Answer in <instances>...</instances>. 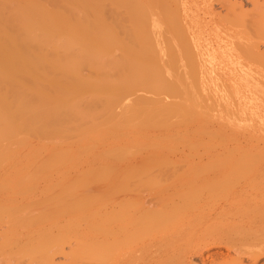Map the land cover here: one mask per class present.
Masks as SVG:
<instances>
[{
    "label": "bare ground",
    "instance_id": "6f19581e",
    "mask_svg": "<svg viewBox=\"0 0 264 264\" xmlns=\"http://www.w3.org/2000/svg\"><path fill=\"white\" fill-rule=\"evenodd\" d=\"M213 1L0 0V258L7 260L3 262L25 257L28 264H57L53 256L66 253L63 228L71 230L67 227L73 219L75 236L85 223L88 234L101 233L103 239L93 242L89 235L90 241H82L81 235L80 244L71 252L69 248L68 258L64 254L60 264H80L85 258L109 261L120 238L138 236L141 264H193L188 257L213 246L227 247L234 254L215 257L210 264H243V257L255 261L264 255V201L250 198L255 182L253 186L239 182L240 174L246 176L241 171L250 172L258 157L242 146L232 149L225 144L224 151L222 147L220 164L231 171H220L223 176L196 181L193 171L188 180L178 183L171 177L177 184L162 188L159 185L167 178L161 180L160 173L157 179V174L149 176L146 183L156 190L144 199V216L139 202L128 195L141 188L151 173L141 175L152 166L151 171L164 172L162 165H176L165 159L176 146L167 142L177 139L186 144L189 134L175 131V139L163 134L172 124L187 126L210 117L254 127L255 135L258 130L264 133V109L256 102L264 96V49H259L264 45V5L253 0L252 10L245 14L236 0H216L226 7L219 15L212 9ZM213 12L219 16L206 20ZM152 129L164 130L163 135L153 130L151 136L165 141L150 138L149 149L171 153L163 157L159 151L158 158L155 151L149 159L132 162V156L141 153V134ZM194 137L196 141L182 145L189 150L196 146V152L188 151L193 157L199 155L198 141L204 139ZM30 139L36 144L32 146ZM98 145L104 148L98 150ZM91 185L99 190L89 192ZM36 186L38 201L10 195ZM15 188L19 192H13ZM32 205L40 210L34 207L32 213ZM162 205L167 207L160 211ZM67 215L73 222H63L59 235H48L50 224L43 228L40 224ZM33 224L40 227L33 230ZM23 225L26 230L21 228L20 233L16 228ZM123 244L121 249L130 245Z\"/></svg>",
    "mask_w": 264,
    "mask_h": 264
},
{
    "label": "rangeland",
    "instance_id": "374dc122",
    "mask_svg": "<svg viewBox=\"0 0 264 264\" xmlns=\"http://www.w3.org/2000/svg\"><path fill=\"white\" fill-rule=\"evenodd\" d=\"M237 1V3L238 4H240L242 7V9H240V6H239V10H241V12H243V13H245V14H248L251 10H252V5H253V3H254V1L253 0H236ZM256 2H258V3H261V5H264V0H257ZM261 5H259V6H261ZM226 7L221 3V2H219V1H216V0H214L213 1V4H212V9H213V11H215L217 14H219V15H224L225 14V12H226V9H225ZM244 9V11H242ZM215 12H213L214 14H210V15H206V17H205V19L206 20H210V22H211V17H213V15H215L216 17H218L219 15H217ZM248 12V13H247ZM211 16V17H210ZM207 17H208V19H207ZM216 17H214V18H216ZM210 22H209V24H210ZM209 26H213V24L211 23V25H209ZM215 40V39H214ZM259 49H261V50H263L264 49V45H259ZM221 73V70H218V71H216V73ZM260 98H262L263 99V101L260 99ZM256 102L258 103V105H260L259 107L261 108V109H264V96L262 97H259L257 100H256ZM220 121H222V123H220ZM225 122V121H224ZM193 123V124H192ZM249 123V122H248ZM250 123H252L251 121H250ZM176 124V123H175ZM175 124H172L170 127H172V128H170V129H168V130H170V131H164V130H161V132H163L164 131V133L163 134H167V136H169L170 138L172 137V139H175L174 137H175V135H177L178 133L180 134V135H187V134H189V135H187L186 137V139H188V141H196V139H195V137H194V134L196 135V138H197V141H198V135H200L201 137L199 138V139H202V138H204V139H202V141L200 142V140L198 141L199 142V145H198V153L197 154H199V155H195V154H193L194 155V157L193 156H188L189 155V153L190 152H188V151H191V153H194V152H196L195 150V148H196V146H195V148L194 149H188L187 147L185 148V146H183L182 147V145H187V143H188V141H186L187 143L185 144L183 141H179V140H177V139H175L174 141L175 142H177V143H175L174 141L172 142L171 141V139H169V141L167 142L168 144H173V145H176V146H173L174 147V149L173 150H171V152L172 151H174L172 154H169V153H171V152H169L167 149L165 150V151H168V153L166 152V154H169L168 156L166 155V154H164L165 152L163 151V150H161L162 152H163V154H162V156L164 155H166L168 158H165V159H169V160H174L173 161V163L174 162H176V165L173 167L172 165H174V164H171V166L169 167V165L166 163V165H167V169L166 168H163L164 166H166V165H162V167H160L161 169H165L164 170V172L167 174V176H166V174L163 172V170L161 171V169L160 168H156V169H158V170H160L161 172H156V170H155V172L154 171H151V170H154V168L153 167H155V166H152L148 171H146L145 173H143L144 175H141V176H145L146 175V173L147 174H150V175H146V177H144L143 178V180H142V182H143V184L141 185V188L140 189H134L133 191H131L130 193L131 194H128L130 197L129 198H132V200H135V201H138L139 202V207H140V209H141V212H142V214H141V216H144L145 215V213L146 212H144L145 210H144V208H143V206L145 207V200L147 201L149 198V196L151 197V195H153L152 194V192L153 191H155L156 189L154 188L153 189V187H150V185H152V184H147L148 182V178H149V176L150 177H153V176H155L156 174V179L158 178V174L160 173V176H159V178L160 177H162V178H160L161 180L162 179H166L167 180V184H165L166 183V180H165V182L164 181H162V183H161V185H159V187L160 188H162V187H164L165 185L166 186H168V184H169V182H171V179L173 178V181H177L178 183H180V182H184V180L186 181V180H188L190 177H191V175L192 174H195V173H193V171L194 172H196V181H200V179L201 180H206V179H210V178H213V177H217L218 175H219V173H220V171H222V170H224V168H223V166L225 167V165H221L220 163H222L221 162V159L223 158V156H222V153H223V151L224 150H226V147H228V145H230V148L232 147V149H234V148H239V149H242L241 148V146L244 148V150H245V148L249 151V152H253V154H254V152L255 153H257V157H258V162H255V163H253L252 164V167H250V165H249V169H250V172L248 173L247 172V168L246 169H244V170H242L241 172L243 173H245L246 174V176H245V178H244V176L242 175V174H240V178L242 179H240V178H237L236 180H238V179H240L239 180V182L242 184V182L244 183V182H246V183H250L251 185H252V183L253 182H255V183H253V185H255V188L253 189V190H249L250 191V195H251V199H255V201H253V202H258V200L260 201V202H262V201H264V184H263V182H264V133H262L261 134V130L259 131L258 130V128H255V130H258L257 131V134H259V135H255V134H252V133H256V131H254L253 130V128L251 129L250 127V129L248 128V126H247V128H246V126L245 125H241V126H232V125H230V124H228V123H223V120L222 119H216V118H210V117H208V118H205L204 120H202V121H199V122H190V125L187 123V126H191L190 128H187V126H186V124H178V125H175ZM194 124H196L195 126H194ZM180 125V126H179ZM182 125V126H181ZM193 125V126H192ZM226 125H227V127H226ZM175 126V127H174ZM199 126V127H198ZM231 126V127H230ZM187 128V130H186V128ZM192 127H193V130H191L192 129ZM252 127V126H251ZM256 127V126H255ZM185 128V129H184ZM202 128V130H203V132L202 131H200V129ZM241 128H242V130H241ZM172 129V130H171ZM233 130V134L232 133H230V130ZM260 129H262V128H260ZM155 131V133H159L158 132V129H152V130H149L150 131V136L152 135L153 136V132ZM156 130H157V132H156ZM178 130V131H177ZM182 130H183V132L185 133V134H182L183 132H182ZM184 130H186V131H184ZM190 130L192 131V132H190ZM207 132V133H205V134H202L201 135V133H204L205 131ZM229 130V131H228ZM238 130H239V132H238ZM240 130H241V132H240ZM246 130V131H245ZM152 131V132H151ZM159 131H160V129H159ZM171 131H174V132H171ZM175 131H176V133H175ZM198 131H200L199 133L200 134H197V132ZM234 131H235V133H234ZM237 131V132H236ZM244 131V132H243ZM248 131V132H247ZM148 132V131H147ZM147 132H145L144 134H141L142 135V137L143 138H145L144 140L145 141H147L146 142V145L148 146V144L150 145V143H151V140H150V138L152 139L153 137L151 136H149L148 137V133ZM160 132V133H161ZM168 132L170 133V134H168ZM214 132V133H213ZM228 132V133H227ZM245 132H247V133H245ZM148 135H147V134ZM154 133V134H155ZM158 134V135H163V134ZM172 133V134H171ZM175 135H174V134ZM192 133V135H190ZM194 133V134H193ZM226 133V134H225ZM238 133H240V134H238ZM241 133H242V135H241ZM244 133V134H243ZM147 136H146V135ZM156 134V135H157ZM237 134V135H236ZM250 134V135H249ZM263 136L261 139H263V140H261L260 138L259 139H257L258 137H261V135ZM145 135V136H144ZM158 135H157V137H155V138H158V139H160L161 138V136H160V138L158 137ZM204 135H206V136H204ZM221 135V136H220ZM226 135V136H225ZM247 136V135H249V136H251V137H253V136H258V137H256V140H255V138L253 139V140H251L250 139V137L248 136L247 137V139L246 138H244L245 136ZM165 136V135H164ZM241 136H243V137H241ZM142 137H141V153H136V155H134V156H132V158L130 157L129 159L132 161V162H135V161H137V163L138 162H142L143 161V157H144V159L145 158H147V159H149V158H151L152 156H151V154L153 153V152H157V150H155L154 151V149L153 148H156V147H153L152 148V150L153 151H151L150 149H149V146L147 147L146 145H145V141L142 139ZM148 137V140H146V138ZM166 137V136H165ZM164 137V138H165ZM206 137V138H205ZM232 137L234 138V139H238V140H236V142L235 143H233L235 140L233 139V141H229V139L231 138L232 139ZM238 137V138H237ZM155 138H153V140H155ZM163 138V137H162ZM160 139V140H162V141H165V139ZM218 140H217V139ZM224 138H227V139H225V142L222 144V145H220V144H217V143H222L223 142V140H224ZM241 138V139H240ZM244 138V139H243ZM250 140H249V139ZM33 139V138H32ZM32 139H30V143H33L32 144V146L34 145V144H36V139H34V142L33 141H31ZM144 141V144H143V141ZM152 140V141H153ZM160 140H158V141H160ZM166 140H168L167 138H166ZM214 140V142H210V141H213ZM220 140H222L221 142H220ZM226 140H228L229 142H231V143H229L228 141H226ZM171 141V142H170ZM258 141V142H257ZM262 141V142H261ZM170 142V143H169ZM178 142H179V144H178ZM208 142V143H207ZM226 142H228V143H226ZM175 143V144H174ZM181 143H184V144H181ZM203 143H205V144H203ZM211 143V144H210ZM171 144V145H172ZM178 144V145H177ZM213 144H214V146H213ZM226 144V147L224 146ZM228 144V145H227ZM196 145V144H195ZM219 145V146H218ZM234 147H233V146ZM235 145H236V147H235ZM237 145H240V146H237ZM29 146H31V144H29ZM189 146V145H188ZM208 146L209 147H212V148H208ZM97 147H99V148H97ZM96 147V149H98V150H101L102 149V147L104 148V145H102L101 147H100V145H98ZM151 147H152V145H151ZM150 147V148H151ZM172 147V148H173ZM200 147V148H199ZM206 147V148H205ZM224 149H223V148ZM177 150H176V149ZM157 149V148H156ZM188 149V150H187ZM223 149V151H221ZM227 149H229V148H227ZM97 150V151H98ZM145 150V151H144ZM159 150V149H158ZM180 150H182V151H180ZM201 150V151H200ZM206 150V151H205ZM22 151V150H21ZM160 151V150H159ZM158 151V152H159ZM160 151V152H161ZM176 151H177V153H176ZM193 151V152H192ZM200 151V152H199ZM220 151V152H219ZM23 152V151H22ZM151 152V153H150ZM155 153V156L157 155V154H159V153ZM184 152H186L185 154H184ZM205 152V153H204ZM24 153V152H23ZM22 153V154H23ZM220 154V156H219V154ZM258 153H260L259 155H258ZM141 154V155H140ZM154 154V153H153ZM213 154H214V156H213ZM146 155L148 156V155H150L151 157H146ZM160 155V157H161V154H159ZM140 156H141V158H140ZM154 156V158H156V157H158L159 158V156L157 155L156 157ZM163 156V157H164ZM189 157V158H188ZM256 157V158H257ZM134 158H136V159H134ZM193 160H192V159ZM200 158V159H199ZM262 158V159H261ZM128 159V160H129ZM196 159H199V160H196ZM209 159V160H208ZM125 161V162H129V161ZM146 160V159H145ZM212 160H214V163L212 162ZM216 160V161H215ZM203 161V162H202ZM207 161L208 162H210V163H207ZM131 162V163H132ZM181 162V163H180ZM184 164H183V163ZM196 162V163H195ZM216 162V163H215ZM124 163V162H123ZM136 163V162H135ZM168 163H170V162H168ZM188 163V164H187ZM120 164H121V162H120ZM187 164V165H186ZM196 164H198V165H196ZM215 164H217V165H215ZM196 167H195V166ZM200 165V166H199ZM214 165H215V167H214ZM219 165V167H217ZM220 165L222 166V167H220ZM256 165V166H255ZM213 167V168H212ZM170 168H172L171 169V171H169V173H171V176L169 177V173H167V170L169 169L170 170ZM186 168V169H185ZM197 168H198V170H197ZM226 168V167H225ZM252 168V169H251ZM174 169H176V170H174ZM188 169H190V170H188ZM201 169V170H200ZM207 169H208V172L209 173H207ZM221 169V170H220ZM196 170V171H195ZM202 170H204V171H206V172H204V171H202ZM174 171H178V173H176V174H174L173 172ZM204 172V173H202L201 174V172ZM212 171L214 172V173H212ZM217 171V172H216ZM225 172H223L224 174L226 173V172H228L229 170L228 169H226V170H224ZM181 172V173H180ZM231 171H229V173H230ZM153 173V174H152ZM163 173L165 174V176L166 177H163L162 175H163ZM184 173H186V174H183ZM190 173V174H189ZM229 173H227V174H229ZM235 172H233V174H234ZM248 173V174H247ZM262 173H263V175H262ZM180 174V175H179ZM182 174V175H181ZM222 176H223V174L222 173H220ZM237 174H239L238 172H237ZM199 175H200V177H199ZM212 175V176H211ZM230 175V174H229ZM228 175V176H229ZM242 175V176H241ZM193 176V175H192ZM198 176V177H197ZM231 176H232V173H231ZM172 177V178H171ZM204 177V178H203ZM219 177V176H218ZM221 177V176H220ZM246 177H247V179H246ZM259 177H261V179L259 178ZM146 178V179H145ZM169 178V179H168ZM152 179H154V178H152ZM155 179V180H156ZM253 179H254V181H253ZM170 180V181H169ZM181 180V181H180ZM246 180V181H245ZM39 181V180H38ZM37 181V182H38ZM173 181L171 182V183H173ZM235 181V180H234ZM233 181V182H234ZM141 182V183H142ZM147 182V183H146ZM159 182V181H158ZM163 182H164V184H163ZM177 182H174V183H176L177 184ZM235 182H237V181H235ZM35 184H36V181L34 182ZM38 183H40V184H42V181L40 180V182H38ZM173 183V184H174ZM240 183H237V184H240ZM40 184H37V186L39 185V187H40ZM145 184V185H144ZM160 184V183H159ZM260 184H263V185H260ZM43 185V184H42ZM41 185V186H42ZM155 185V184H154ZM169 185H171V184H169ZM252 185V186H253ZM35 186V185H34ZM37 186L35 187V188H31V189H28V188H25V192L26 193H24V192H22L23 194H20L21 193V191H23V189H24V187H22L21 188V190H20V193H19V195L18 194H10V195H12L13 197H14V199L16 198V199H18V197H20L22 200H24L23 198H22V196L24 197H26V200H36L37 199V201H38V199L40 198V196L38 195L39 193H40V190H37V189H40L39 187L37 188ZM148 186V189L146 188ZM260 186V187H259ZM262 186V187H261ZM90 188H88L87 190H89V192H93V193H96L98 190H99V187H97L96 185L94 186H89ZM92 187V188H91ZM18 188V187H17ZM17 188H15V189H13V192H16V190H17ZM98 188V189H97ZM159 188V189H160ZM20 189V188H19ZM26 189H28V190H26ZM55 189V188H54ZM93 189V190H92ZM142 189V190H141ZM151 189H153V190H151ZM157 189H158V184H157ZM257 189V190H256ZM15 190V191H14ZM41 190H43L42 188H41ZM51 191H52V189H51ZM55 191H56V189H55ZM58 191V190H57ZM150 191V192H149ZM152 191V192H151ZM17 192H19L18 190H17ZM16 192V193H17ZM36 192V193H35ZM50 192V191H49ZM49 192H46L47 194H49ZM140 192H142L143 194V196H141V194H140ZM51 193V192H50ZM53 193V192H52ZM28 195V196H27ZM38 195V196H37ZM138 195V196H137ZM253 195V196H252ZM24 197V198H25ZM31 197V198H30ZM135 197H136V199H135ZM138 197V198H137ZM146 197V198H145ZM20 198H19V200H20ZM140 198V199H139ZM148 198V199H147ZM259 198H261V199H259ZM145 199V200H144ZM263 199V200H262ZM22 200H20V202L22 201ZM31 200V201H32ZM34 200V201H35ZM140 200H144L143 202L142 201H140ZM19 202V201H18ZM17 202V204H21V203H18ZM39 202H40V200H39ZM34 203V202H33ZM32 203V204H33ZM44 203V202H43ZM143 203V204H142ZM35 204H37L38 205V202L36 203H34V205ZM34 205H32V207H33V210H35L34 212H33V210H32V213H36V209H38V210H40L39 209V207L37 206V208H36V206H34ZM42 205H45V203L44 204H42ZM40 206H41V204H40ZM164 205H162V206H159V209H160V211H163L164 209H166V207H167V205L165 206V207H163ZM36 209H35V208ZM42 207V206H41ZM40 207V208H41ZM50 207H55V204H52L51 203V206ZM43 208H44V206H43ZM42 208V209H43ZM46 209H48L49 208V205H47L46 207H45ZM163 210H162V209ZM30 209H32V208H30ZM41 209V210H42ZM37 210V211H38ZM29 212H31V210L29 211ZM29 212H27V213H29ZM31 213V214H32ZM147 214V213H146ZM33 215V214H32ZM55 215H57V214H55ZM68 216V215H67ZM72 216H73V214L71 215V217L70 218H72ZM58 218H59V216L57 217V216H55V217H52L51 218V220H46V221H44L43 223H40V222H37V223H40L41 224V226H42V228H43V226L44 225H49V227H50V229H48L49 231L50 230H52V232L50 231V233L48 232V235H50L51 233V235L50 236H52V235H54V234H60V230H61V226L63 227V225H62V223L63 222H65V221H67L68 219H69V216H68V218H65V216H64V218L62 217V219H61V217L59 218V220H58ZM74 218V217H73ZM72 218V219H73ZM73 220H74V222H73ZM73 220H68V222L70 221V222H73V223H75L76 224V222H77V220H75V219H73ZM76 221V222H75ZM46 222H48V224L46 223ZM69 222V223H70ZM81 222V221H80ZM79 221H78V223H80ZM66 223V222H65ZM68 223V224H69ZM73 223H71L70 225V227L68 226V225H64V226H68L67 228H70L71 230H69V229H64L63 228V230H64V233H65V235L64 236H67V240H69L70 239V237L72 238L71 240H70V242H67V240L66 241H64V248H67L66 249V253H69V251L71 252V250H74V248L76 249L77 248V246L80 244V241H78V240H81V238H82V236H83V238H82V241H85V239L86 238H89V237H87V236H89L90 235V237H91V241H92V239H93V242H94V240L97 242V239H99V238H101L102 237V234L101 233H95V234H91V232H89V234H88V231H87V229H86V226H85V223L83 224V223H80L81 225H82V227H80V231H81V234L80 235H76L75 236V232H74V230H73V228H72V225H73ZM39 224V225H40ZM42 224H44V225H42ZM64 224V223H63ZM67 224V223H66ZM39 225H36L38 228L40 227ZM56 225V226H55ZM58 225V226H57ZM80 225V226H81ZM35 226V224H33V228L31 227H26V228H29V229H33V230H36V226ZM46 226H44V227H46ZM4 227V226H3ZM53 227H55V228H53ZM60 229H59V228ZM5 228V227H4ZM3 228V229H4ZM21 228H24V225L22 226V227H17L16 229L20 232V230H21ZM2 230V229H1ZM26 229L24 228V229H22L21 231L23 232V231H25ZM67 230V231H66ZM59 231V232H58ZM22 232H20V233H22ZM55 232V233H54ZM57 232V233H56ZM87 232V233H86ZM20 233H19V235H20ZM58 234V235H59ZM70 234V235H69ZM84 234H85V236H84ZM100 234V235H99ZM82 235V236H81ZM93 235H95V236H98V237H95V236H93ZM64 236H62L64 239H66V237H64ZM69 236V237H68ZM74 236H75V239H74ZM20 237L21 238H24L25 237V235H24V233H23V235H20ZM54 237V236H53ZM79 237H80V239H79ZM140 237V239L138 240V238ZM85 238V239H84ZM94 238H96V239H94ZM63 239V240H64ZM103 238H101V239H99L98 241H101ZM134 239V240H133ZM133 239H129V240H126V241H124V240H122L121 238L117 241V242H121L120 244H122V243H124L125 242V245H127V244H130L131 246H133V247H131L130 245H128V246H125L124 244V249L122 248H120L122 245H120V244H115L114 246H113V251H112V254H111V257L109 258V261H107V260H101V259H93L94 261H92L91 260V258L88 260L87 258H85V260H84V262L82 263V261H81V263L82 264H91V262L93 263H97L98 264V262L100 263V262H102L103 263V261L105 262V264H113V262L115 261V262H118V263H115V264H128V262L130 263V264H141V236H138V237H136V238H133ZM63 240L61 241L62 243H63ZM76 242H74V241ZM87 241H90V239H86ZM134 242V244H132V241ZM137 240V241H136ZM137 243H136V242ZM65 242H66V244H65ZM75 243V244H77L76 245V247H74V244L73 243ZM73 244V246H70V244ZM71 244V245H72ZM119 245H120V247H119ZM116 246H118L116 249H115V247ZM72 247V248H71ZM123 247V246H122ZM128 247V248H127ZM132 249H131V248ZM70 248V250L68 251V249ZM118 248H120V249H118ZM118 249V250H117ZM126 249V250H125ZM63 250H65V249H63ZM123 250V251H122ZM68 251V252H67ZM120 252V253H118V255L116 254V252ZM123 253H122V252ZM124 251H127V254H126V252H125V254H124ZM132 251H134V252H132ZM63 252H65V251H63ZM66 253H64L65 254V256L67 255ZM60 253H56V255H54L53 256V260H54V262H56L57 264L59 263L60 264V262H61V260L63 259H66V257L64 256V254L63 253H61V254H63V256L60 254ZM114 254H116V255H114ZM122 255L123 254V256H121V259H120V256L119 255ZM227 254H230V255H232V254H234V252L231 250V249H227V247H224V246H213V247H210V248H208V249H205V250H203V252L202 253H200V254H197V255H193V256H190V257H188V261H190V262H193V264H210V261L211 260H213L215 257L216 258H219L220 256H226ZM124 255H125V257H124ZM24 256V255H23ZM117 256V257H116ZM131 256H132V259H131ZM134 256V257H133ZM140 256V257H139ZM22 257V256H21ZM27 257V256H26ZM64 257V258H63ZM127 257V258H126ZM3 258V257H2ZM6 258V257H5ZM5 258H3V259H5ZM19 258H20V256H19ZM24 258L25 257H22V258H20V259H16V260H18V261H16L14 258H13V261L15 260L16 261V263L14 262V263H12L13 261H11L10 263H8V264H28L27 262H24ZM68 258V257H67ZM134 258V259H133ZM2 259V260H3ZM87 259V260H86ZM120 259V260H119ZM243 259V260H242ZM1 260V258H0V261H1V263L0 264H2V261ZM6 260V259H5ZM12 260V259H11ZM27 260V258H25V261ZM81 260V259H80ZM83 260V259H82ZM91 260V261H90ZM99 260V261H98ZM134 260H135V262H137V263H135L134 262ZM241 260H242V263L243 264H264V255H261V256H259L255 261L254 260H250L249 258H247V257H243V258H241ZM9 261H10V259H9ZM68 261V260H67ZM98 261V262H97ZM133 263H132V262ZM6 262H7V260H6ZM5 261L3 262V264H7ZM63 262H66V260L65 261H63ZM121 262V263H120ZM62 263V262H61ZM67 263V262H66ZM77 263H80V262H78L77 261ZM80 263V264H81ZM30 264V263H29ZM104 264V263H103Z\"/></svg>",
    "mask_w": 264,
    "mask_h": 264
}]
</instances>
